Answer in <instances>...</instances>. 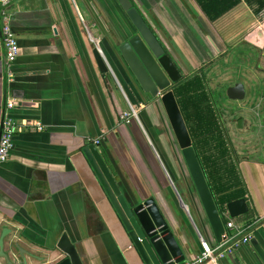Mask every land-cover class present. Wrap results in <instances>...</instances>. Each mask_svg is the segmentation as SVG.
I'll return each mask as SVG.
<instances>
[{"label":"crops","instance_id":"1","mask_svg":"<svg viewBox=\"0 0 264 264\" xmlns=\"http://www.w3.org/2000/svg\"><path fill=\"white\" fill-rule=\"evenodd\" d=\"M132 1L184 78L204 70L209 85V71L224 58L231 60L226 69H239L230 83L246 86L243 126L229 130L222 111L221 120L250 210L221 215L238 225L264 217V10L257 14L243 0L212 21L197 0ZM9 12L20 50L7 66L0 33V128L13 98L17 105L7 112L21 128L0 164V236L11 229L4 251L12 263L38 264L36 257H49L68 233L87 263L143 264L82 152L97 139L123 193L131 200L153 197L171 219L186 259L202 252V240L216 244L163 107L138 101L117 53L118 35L129 24L118 2L18 0ZM131 106L139 119L126 123L121 116ZM252 114L258 131L247 128L258 125ZM31 122L43 129L25 124ZM255 237L264 248V228ZM0 264H11L1 247ZM220 264L263 262L248 244Z\"/></svg>","mask_w":264,"mask_h":264},{"label":"water","instance_id":"2","mask_svg":"<svg viewBox=\"0 0 264 264\" xmlns=\"http://www.w3.org/2000/svg\"><path fill=\"white\" fill-rule=\"evenodd\" d=\"M116 1L129 23L118 35L117 53L131 77L138 101L154 102L163 107L207 222L219 242L226 231V224L193 146L191 134L174 92L175 85L184 78L183 70L134 2ZM247 94L243 82H237L226 89L227 97L233 101H243ZM243 120H238L239 127L243 126ZM100 144L101 142L90 141L83 147L82 152L121 219L131 245L138 252L143 264H177L187 260L188 249L181 244L171 219L164 214L153 197H134L131 200L123 193ZM176 193L183 204L179 192ZM227 210L230 217L237 218L248 213L250 209L246 198H239L229 202ZM11 232L7 227L2 229L0 247L1 254L13 264L9 259L10 253L4 251L5 238ZM250 244L264 264V248L255 235ZM14 245L19 247L18 242ZM36 260L38 264H90L68 233L62 235L49 257H36Z\"/></svg>","mask_w":264,"mask_h":264},{"label":"trees","instance_id":"3","mask_svg":"<svg viewBox=\"0 0 264 264\" xmlns=\"http://www.w3.org/2000/svg\"><path fill=\"white\" fill-rule=\"evenodd\" d=\"M243 0H197L210 20L215 21ZM253 11L264 10V0H244ZM201 70L183 78L174 87L177 101L187 123L208 184L220 211L227 204L244 198L240 175L231 154L228 137L221 120L219 98L225 97L223 88L218 95L208 85Z\"/></svg>","mask_w":264,"mask_h":264},{"label":"built area","instance_id":"4","mask_svg":"<svg viewBox=\"0 0 264 264\" xmlns=\"http://www.w3.org/2000/svg\"><path fill=\"white\" fill-rule=\"evenodd\" d=\"M18 0H0V17L2 20L1 27V40L5 50V61L7 66L11 67L19 55V41L16 33L14 32L11 24V13L9 7ZM12 72L10 71V76ZM17 105L16 99L7 101L6 111L0 128V164L6 162L14 148V138L16 133L20 130L21 125L14 119L7 109H11ZM138 108L131 106L128 111H125L121 118L130 123L133 119H139ZM29 123V122H27ZM26 125H32L37 129H43L42 124L39 122ZM100 143L101 140H95ZM259 228H264V217L256 218L254 221L247 225H238L234 221H229L226 224V231L222 236V240L214 245H209L206 241L202 240L203 250L193 259H187L177 264H220V261L244 245H248L255 235V231Z\"/></svg>","mask_w":264,"mask_h":264},{"label":"rangeland","instance_id":"5","mask_svg":"<svg viewBox=\"0 0 264 264\" xmlns=\"http://www.w3.org/2000/svg\"><path fill=\"white\" fill-rule=\"evenodd\" d=\"M263 55H264V49H263ZM223 60L224 61L220 65H217L218 67L216 66L217 70L212 69L209 71V69H208L209 77H211V79L209 78V81H210L209 86L213 90H216L219 87L223 88V86H226L227 83H229L231 85L232 83H230V82H233L234 78H236V76H237L236 74H238V71L235 72V70H239V69H235L234 66H232V67L229 66L227 69L225 68L226 67L225 65H227V63L230 62L231 60L226 59V58H224ZM216 67H214V68H216ZM221 83H223V86L220 85ZM225 89H226V87H225ZM250 96H252V95H250ZM253 101H254V99H253ZM253 101H252V99H250V102L253 103ZM218 104H220V106H219L220 111L223 112L222 120H223L224 126L229 128V130L232 129L231 127H235L236 129H238V127H237L238 117L240 115H243L244 113L246 114V112L243 111V109H244L243 106H246V104L242 103L241 101H233V100L229 99L228 97L227 98L222 97V101L220 99ZM251 117L254 118L255 123L258 125L253 126V128L247 126V128H249L251 130H257V131L260 130L261 127H259L260 121H259L258 117L256 115H253V114ZM251 117H250L251 120L248 124L249 126H252V123H253V120ZM237 136L241 140L242 134H239Z\"/></svg>","mask_w":264,"mask_h":264},{"label":"flooded vegetation","instance_id":"6","mask_svg":"<svg viewBox=\"0 0 264 264\" xmlns=\"http://www.w3.org/2000/svg\"><path fill=\"white\" fill-rule=\"evenodd\" d=\"M226 89H227V88H226ZM226 89H222V90H223V93H224L225 97L227 98V95H226ZM217 90L220 92V91H221V88L219 87ZM240 118H243V117H239L238 120H239ZM243 121H244V120H243ZM237 122H238V121H237ZM238 126H239V125H238Z\"/></svg>","mask_w":264,"mask_h":264}]
</instances>
